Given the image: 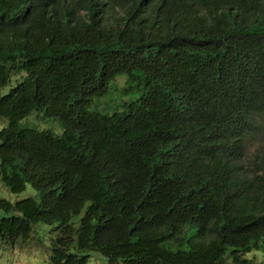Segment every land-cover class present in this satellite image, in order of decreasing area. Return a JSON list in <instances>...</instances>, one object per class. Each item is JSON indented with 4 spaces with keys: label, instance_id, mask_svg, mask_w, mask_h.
Here are the masks:
<instances>
[{
    "label": "trees",
    "instance_id": "16d2710c",
    "mask_svg": "<svg viewBox=\"0 0 264 264\" xmlns=\"http://www.w3.org/2000/svg\"><path fill=\"white\" fill-rule=\"evenodd\" d=\"M0 124V182L36 191L0 196L8 246L41 222L52 264L264 250V160L243 163L264 131V0H0Z\"/></svg>",
    "mask_w": 264,
    "mask_h": 264
},
{
    "label": "rangeland",
    "instance_id": "374dc122",
    "mask_svg": "<svg viewBox=\"0 0 264 264\" xmlns=\"http://www.w3.org/2000/svg\"><path fill=\"white\" fill-rule=\"evenodd\" d=\"M124 79V75H120L111 82L110 88L105 97L96 101V107L99 110L108 112L116 106L117 101L124 99L122 95L118 97V91L120 90L119 88L122 86ZM30 123H32V120ZM39 125H41L40 127L46 126L42 120H40ZM54 130L56 132H60L62 128L60 129V127L57 126ZM263 160L264 131L254 134L248 138L243 163L244 166L249 169V172H255L258 169L254 165H259V163ZM255 162H257V164ZM35 192L36 191L27 184L25 190L19 193H11L8 188L0 182V196L10 200L11 202L24 197L33 196L35 195ZM0 215H2L1 210ZM49 238L50 226L41 222L35 223L33 225L32 235L28 240L24 242L19 241L13 247L0 242V264H52L49 261ZM247 256L251 259L248 264H258L260 262L264 263V250H253L247 254ZM87 264L111 263H109L108 260L100 253L90 252Z\"/></svg>",
    "mask_w": 264,
    "mask_h": 264
}]
</instances>
